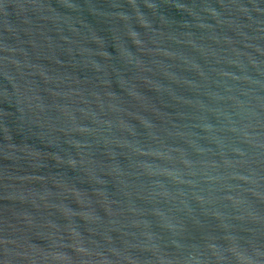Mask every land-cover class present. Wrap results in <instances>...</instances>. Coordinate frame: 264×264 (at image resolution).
I'll return each instance as SVG.
<instances>
[{
  "label": "water",
  "instance_id": "95a60500",
  "mask_svg": "<svg viewBox=\"0 0 264 264\" xmlns=\"http://www.w3.org/2000/svg\"><path fill=\"white\" fill-rule=\"evenodd\" d=\"M0 264H264V0H0Z\"/></svg>",
  "mask_w": 264,
  "mask_h": 264
}]
</instances>
